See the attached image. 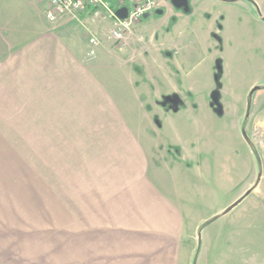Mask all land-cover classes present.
I'll return each mask as SVG.
<instances>
[{"label":"rangeland","instance_id":"obj_1","mask_svg":"<svg viewBox=\"0 0 264 264\" xmlns=\"http://www.w3.org/2000/svg\"><path fill=\"white\" fill-rule=\"evenodd\" d=\"M252 1L212 5L210 19L218 30L213 38L203 34L208 19L188 22L180 56L185 90L158 101L173 118L167 123L190 128L199 137L192 158L191 149L153 133V144L161 142L154 150L159 157L155 168L167 175L177 167L180 174H193L192 190L182 180L186 192L179 190L176 197L190 201L179 237L164 245L167 238L156 235L151 239L156 243L148 244L140 229L125 239L119 227L96 228L97 217L107 215L106 204L119 199L120 182L106 179L112 172L105 163V141L114 137L112 119L79 117L68 110L49 123L72 131L23 133L20 139L13 134L23 148H0V221L21 243V264H129L139 262V254L162 250L174 252L170 264H264V0ZM109 2L115 9L121 5L120 0ZM82 24L76 28L88 37L96 23L87 18ZM255 86L260 89L250 99ZM134 104L143 123V112ZM210 112L216 114L215 123ZM154 124L163 128L158 118ZM259 172L261 180L251 195L223 215L254 186ZM187 191L192 193L186 196Z\"/></svg>","mask_w":264,"mask_h":264},{"label":"crops","instance_id":"obj_2","mask_svg":"<svg viewBox=\"0 0 264 264\" xmlns=\"http://www.w3.org/2000/svg\"><path fill=\"white\" fill-rule=\"evenodd\" d=\"M218 1L223 0H183L177 5L173 0H160V14L145 17L126 40L117 43L109 38L110 19L92 20L96 26L89 29L88 37L80 33L76 26L86 25V19L91 18L89 11L77 18L65 16L50 22L45 0H0V148H23L18 134L72 131L62 124L49 123L51 117L58 120L68 110L79 117L110 118L114 137L105 141V163L112 172L106 179L120 182L116 190L119 199L112 197L106 204L103 212L107 215L102 220L97 217L96 228L119 227L125 230V239L134 229H140V236L148 244L156 243L151 242L156 235L167 238L161 241L164 245L169 238L179 237L185 206L190 201L185 203L184 197L179 201L176 197H180L179 190L186 192L182 180L192 190L193 174H180L177 167L167 175L162 167L155 168L159 157L154 150L161 142L153 144L157 142L153 133L161 139L170 138L172 145L191 149L188 154L192 158L199 137L190 128L184 131L177 123H167L173 118L158 101L182 92L186 84L180 56L188 22L208 19L210 27L203 34L213 38L218 33L210 19V7ZM237 1L242 0L231 2ZM246 1L254 5L252 0ZM106 22L109 26H104ZM91 35L100 39L94 56L88 55ZM166 51H172V55L167 56ZM136 101L148 125L146 120L144 124L138 120L140 114L133 108ZM215 115L210 114L214 123ZM237 116L242 117L239 113ZM156 118L163 121V128L154 124ZM240 123L241 119L237 120L236 128ZM19 242L18 237L9 236L8 226L0 221V264H21L24 252ZM169 253L174 252L139 254L140 261L133 259L129 264H170L173 255ZM153 256L157 257L155 262Z\"/></svg>","mask_w":264,"mask_h":264},{"label":"built area","instance_id":"obj_3","mask_svg":"<svg viewBox=\"0 0 264 264\" xmlns=\"http://www.w3.org/2000/svg\"><path fill=\"white\" fill-rule=\"evenodd\" d=\"M46 17L50 22L70 16L77 18L84 11H89L92 20H112L109 38L119 43L126 40L134 27L146 16L152 15L160 7V0H120L121 5L113 8L109 0H45ZM126 7L127 16L123 19L116 14L117 9ZM88 55L94 56L100 44L99 37L91 35L88 39Z\"/></svg>","mask_w":264,"mask_h":264},{"label":"water","instance_id":"obj_4","mask_svg":"<svg viewBox=\"0 0 264 264\" xmlns=\"http://www.w3.org/2000/svg\"><path fill=\"white\" fill-rule=\"evenodd\" d=\"M181 1H183V0H173L174 4H176V5L178 4V2H181ZM231 1H236V0H231ZM116 14L121 19L125 18L127 16V8L126 7H122V8L117 9ZM262 19L264 20V17ZM259 89H260L259 86H255L250 91V99L252 98V96L254 95V93L257 90H259ZM243 132L245 133V131H243ZM261 176H262V172H259L258 173V177L256 179V182H255L254 186H252L251 188H249L239 199H237L234 203H232L230 206H228L224 210L223 215L228 214L231 210H233L236 206H238L246 197H248L255 190V188L258 186V184H259V182L261 180ZM199 237H200V235H199Z\"/></svg>","mask_w":264,"mask_h":264},{"label":"trees","instance_id":"obj_5","mask_svg":"<svg viewBox=\"0 0 264 264\" xmlns=\"http://www.w3.org/2000/svg\"><path fill=\"white\" fill-rule=\"evenodd\" d=\"M217 78H218V76H217Z\"/></svg>","mask_w":264,"mask_h":264}]
</instances>
